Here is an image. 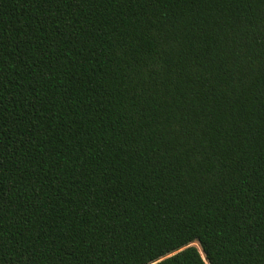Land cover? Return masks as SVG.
<instances>
[{
  "label": "trees",
  "instance_id": "trees-1",
  "mask_svg": "<svg viewBox=\"0 0 264 264\" xmlns=\"http://www.w3.org/2000/svg\"><path fill=\"white\" fill-rule=\"evenodd\" d=\"M0 264H264V0H0Z\"/></svg>",
  "mask_w": 264,
  "mask_h": 264
}]
</instances>
